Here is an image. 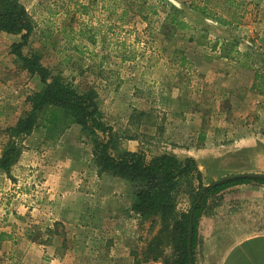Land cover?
Listing matches in <instances>:
<instances>
[{"label":"rangeland","instance_id":"rangeland-1","mask_svg":"<svg viewBox=\"0 0 264 264\" xmlns=\"http://www.w3.org/2000/svg\"><path fill=\"white\" fill-rule=\"evenodd\" d=\"M231 1L232 5H228L226 0H162L158 8V15L151 18L148 24L136 20L123 29L129 30L130 34L127 33L124 36L128 42L133 43L134 39L137 41L134 45L139 50L138 60L135 63L121 62L112 57L104 64L98 65L96 59L91 60L89 57L73 53L71 45L66 46L65 42L67 41H63L59 33L66 21L71 19H73V25L72 23L69 25L74 27V33L78 31L77 25L82 23H91L92 26H98L100 23L106 24L104 15L95 9L90 13L89 18L81 17L76 13H70L65 17L64 9L68 8L74 12V3L80 2L87 5L90 0H21V4L35 25L28 45L23 48L22 52L24 55L39 54L43 67L60 75L78 92L83 93L90 87L94 88L104 121L106 116L110 117L112 122L118 118L115 125L117 126L116 130L120 131L118 134L121 135V141L114 153L142 152L149 160L162 154L160 152L173 153L162 150V145H159L160 149L157 150L144 147L145 144L138 145V147L135 144H127V140L124 139L127 135L123 134L119 127L121 118L126 115L122 109L124 106L143 109L156 105L162 110V119L166 120L174 114L172 108L176 110L173 104L181 100L182 104L185 103L189 108L199 112L200 115L202 114V127L207 131L217 130V110L223 108L222 104L224 103L219 101L218 89L214 88L216 83L212 81L218 76L225 79L228 89L225 92L226 95L228 94L229 100V103H224L228 108L225 122L242 116H245L246 120L251 118L254 121H264V101H261L264 100V96L253 89L254 76L256 74L264 75V0ZM189 4L204 6L211 14H215L217 18H223L229 24H220L212 18L200 16L188 8ZM164 5L166 6L164 7ZM170 6L184 12V20L190 28L181 34L168 37L162 34V24L164 12ZM42 30H44L43 34H41ZM44 35H47V39L44 38ZM18 42V36L0 33V118L6 119L0 126V130L4 129L7 124H13L28 109L24 103L25 98L41 88L39 80L23 71L16 57L10 53L11 45ZM214 46L215 49L212 50ZM182 58H185L186 64L180 63ZM243 63H248L250 67L248 69L240 68L239 65ZM233 76L241 77V87L232 88L238 84L236 77L234 84L230 83V77ZM248 79H252L249 91ZM176 87L179 88L178 91ZM261 89L264 90V87ZM175 93L177 97L174 95ZM222 93L224 94L223 91ZM236 100L237 102H235ZM111 103L115 107L111 110L117 112L116 117L110 116L108 113ZM239 103L242 104V108ZM235 107H238L237 110ZM220 117L222 120V116ZM131 130L129 129L126 133L128 135L137 134L136 128H131ZM40 131L44 132L42 144L39 141L30 142V144L26 142L27 147H25L24 141L22 142L23 148L18 161L24 156H27V159L20 166L18 165L16 181L19 185L16 183L17 187L13 188L12 194L11 190L0 192V242L6 241L10 245L8 255L0 258V261L3 264H22L25 254L29 251H35V259H37H34L35 262L40 258L45 259L47 243H52L49 247L50 250L54 247L58 248L59 244L61 249L71 250L72 254L68 257V264H92V261L89 262V260L93 259L100 264L104 258L115 257L117 253L109 254L108 257L105 251V247L110 243L109 240L112 239L105 240L106 238H101L100 235L97 237L93 235L89 238L90 234L82 227L86 223L80 224L82 228L76 229V225L69 228L64 227L61 223L53 224L47 222L46 219L39 220L37 213L42 210L43 200L47 196L42 174L38 170L43 166L40 155L50 153L64 134L53 142L46 139L45 130L42 128L33 133L36 135ZM148 131L149 129L145 128L143 130V132ZM78 137L76 149L80 153L81 162L85 160V163L82 164L84 171L88 172L90 168L95 167L90 157V139L85 137L81 131H79ZM3 142L4 139L0 135V151ZM155 147L158 146L155 145ZM177 158L185 159L181 155ZM230 158L225 161V165L217 163L215 160H206L202 164L201 174L204 186L231 175L258 174L237 172L242 170L236 169V166L232 165L233 159ZM242 161V159H238L236 162L240 164ZM25 162L27 165H24ZM82 167L80 165L79 169L82 170ZM62 168L75 172L78 162L74 166L63 164ZM90 176L87 180H83L84 175L79 177L82 182L84 181L82 184L80 183L81 186L86 188L75 195V198H81L80 201L84 200L83 198L88 194L87 190L93 185L94 179ZM115 183L128 185V198L129 195L134 194L135 189L129 182L119 178L114 182L110 181L112 186ZM94 186L91 188L93 189ZM125 189L124 185L121 188H116L115 196L118 193L125 194ZM100 193L103 194L104 191H100ZM91 198L97 199L95 195ZM175 199L179 211L188 209L190 193L182 184L178 186ZM213 201L211 200V202ZM17 203L24 206L28 212H33V216L29 215L31 217L28 218L29 221L26 222V225L13 221L15 218L12 216V210ZM183 207L185 208L183 209ZM18 215L23 219L27 213L18 212ZM84 218L83 221L87 220L86 217ZM136 218L138 219L137 216ZM142 223L139 228L140 243L133 250L139 255L143 253L148 241L159 230L158 218H151ZM85 227H89V224ZM253 229H255L254 231L264 229V223L255 225V227L251 223L250 231ZM25 230L27 231L25 232ZM94 253L96 254L94 255ZM196 262L197 264L202 263L201 255L196 257ZM105 264H109V262Z\"/></svg>","mask_w":264,"mask_h":264},{"label":"crops","instance_id":"crops-1","mask_svg":"<svg viewBox=\"0 0 264 264\" xmlns=\"http://www.w3.org/2000/svg\"><path fill=\"white\" fill-rule=\"evenodd\" d=\"M135 61L133 62L135 63ZM191 61L194 62L192 59ZM235 77H230V83L234 84ZM236 79L238 84L232 87L234 89L241 87V77L238 76ZM248 80L249 91L252 79ZM212 81L216 83L214 88L218 89L219 101L229 103L228 94H225L228 90L225 79L217 76ZM176 90L178 91L179 88L176 87ZM176 93L174 95L177 97ZM224 103L222 104L223 108L217 110V130L207 131L206 128L202 127V114L200 115L199 112L189 108L187 104H182L181 100L173 104L176 110L172 108L174 114L166 120L162 119V110L159 106L153 105L150 108L143 109L124 106L122 109L126 112V115L121 118L119 127L122 130L121 132H127L131 128L137 130V134L133 135V139L126 141L127 144H135L137 147L145 144L144 147L157 150L162 145V150L171 152L177 157L181 155L183 158L194 159L199 166L200 173H202V164L206 160H215L217 163L225 165V161L232 157L230 158L234 161L232 165L236 166V169L240 168L242 170L237 172L264 174V121H254L251 118L246 120L245 116H242L225 122L228 108L225 107ZM112 104L109 105L108 113L110 116L116 117L117 112L111 110V108H115ZM188 104L190 105V103ZM239 106L242 108L241 103H239ZM237 108L235 107L236 110ZM220 116H222V120ZM4 121H6L5 118H0V126L4 124ZM105 121L113 127L115 132H120L116 130L117 126L115 125L118 118L112 122V119L106 116ZM13 124L7 125L12 126ZM144 128L149 129V131L143 132ZM258 129L262 130L259 131ZM79 131L77 126L70 127L60 137L58 145L52 148L50 153L40 155L43 166L38 170L42 174L47 196L43 200L42 210L37 213V215L39 214V220L46 219L47 222L61 223L64 227L69 228L73 225H76V229L83 227L84 231L86 230L90 234H88L89 238L93 235L96 237L100 235L101 238H106L105 240L107 238L112 239L105 247L106 255L109 257V254L115 255L117 253L116 256L119 257L104 258V262L101 261L100 264L106 262H109V264H134V257L139 254L133 250L139 246V228L143 224H140L139 219L131 211L135 192L129 195L128 198V185L126 183H115L114 186L110 184V181L114 182L118 178L106 174L99 175L95 167L90 168L88 172L84 171L82 164L85 163V160L81 162L80 153L76 149ZM43 136V131L36 135L32 133L24 140V146L27 147L26 142L30 144L34 141H39L42 144ZM155 145L158 147H155ZM90 157L92 159L91 154ZM25 159H27V156L21 158L12 167L9 177L0 173V192H9L10 190V193L14 192L13 188L17 187L18 165L20 166ZM238 159L243 161L239 164V162H236ZM77 162L78 168L75 172L62 168L63 164L74 166ZM24 165H27V162ZM24 165L20 168L21 170ZM80 165L82 170L79 169ZM24 170L26 169L24 168ZM81 175L85 176L83 180H87L91 175L90 178L94 179L93 185H95L93 189L91 188L92 185L87 190L88 194L85 195L83 201H80L81 198L79 197L75 198L76 194L86 189L81 186L84 182L79 178ZM17 185L19 184L17 183ZM87 185L89 186V184ZM123 185L126 188V193H123V195L118 193L115 196L116 188H121ZM100 191H104V193L101 194ZM94 195L97 199L91 198ZM218 196L221 197L218 201L211 202L209 200L207 202L208 206L213 207L199 221L194 264H197L196 257L199 255H201V264H264V229L250 231L251 223L254 224V227L264 223V185L256 183L240 184L225 189ZM99 198L101 199L99 200ZM18 212L27 213V216L22 219ZM29 215L33 216V212H28L19 203L12 210V216L16 219L13 221L17 223H25L26 225V222L29 221L28 218L31 217ZM84 217L87 220L83 221ZM82 223H86L85 226L89 224V227H85ZM51 245L52 243H47V248L44 247L46 248L45 255H47L45 259L40 258L39 261L35 262L37 260L34 255L35 251H29L25 254L22 264H68V257L72 254V251L61 249L60 244L57 246L59 249L54 247L50 250ZM9 250L10 245L6 241L0 242L1 259L3 256L8 255ZM91 261L92 264H98L94 259L89 260V262ZM0 264L3 263L0 261ZM145 264L163 263L151 262Z\"/></svg>","mask_w":264,"mask_h":264},{"label":"trees","instance_id":"trees-1","mask_svg":"<svg viewBox=\"0 0 264 264\" xmlns=\"http://www.w3.org/2000/svg\"><path fill=\"white\" fill-rule=\"evenodd\" d=\"M161 1L90 0L87 5L76 2L74 12L64 9L65 17L70 13L88 17L95 9L104 15L106 24L92 26L91 23H82L77 25L78 31L75 34L71 19L66 21L67 24L63 25L59 33L62 40L67 41L65 45H71L73 53L91 60L96 59L98 65L112 57L121 62H133L138 57L139 50L134 45L137 41L134 39L133 43L128 42L124 36L129 30L123 29L136 20L148 24L151 18L158 15ZM226 3L232 5L231 0H226ZM188 8L202 17L212 18L220 24H229L223 18L211 14L204 6L189 4ZM164 13V36L181 34L190 28L184 20L183 11L170 6ZM34 28V22L21 0H0V33L19 37V42L11 45L10 53L16 57L21 69L36 77L41 84L37 92L25 98L24 103L28 109L12 126L0 130L4 139L0 151V173L9 177L10 170L21 155L22 142L35 130L44 129L46 139L55 142L68 128L76 125L90 139L92 160L98 174L119 178L133 185L135 195L131 210L140 223L158 218L157 234L148 241L143 253L134 257V264L159 261L163 264H189L187 240L190 227L194 262L199 221L213 207L208 206L207 202L220 199L218 195L230 187L250 183L264 185V180H234L208 187L201 193L205 187L203 177L192 158L180 160L173 154L162 153L148 160L142 152L123 151L115 154L121 135L104 121L96 90L90 87L80 93L60 75L43 67L39 54H23L22 50L28 45ZM44 38L47 39V35ZM214 49L215 46L212 50ZM180 63L184 64L185 58L180 59ZM239 66L242 69L250 67L248 63ZM254 80L253 89L264 96V90L261 89L264 87V75L256 74ZM123 134L127 135L124 137L126 140L134 137L126 132ZM180 184L190 193L186 211H179L175 201Z\"/></svg>","mask_w":264,"mask_h":264},{"label":"water","instance_id":"water-1","mask_svg":"<svg viewBox=\"0 0 264 264\" xmlns=\"http://www.w3.org/2000/svg\"><path fill=\"white\" fill-rule=\"evenodd\" d=\"M239 179L264 180V174H236V175L227 176V177L221 178V179L205 186L201 190V193H203L204 190L208 187H215L219 184L234 181V180H239ZM191 237H192V227L189 228L188 240H187V249H188L189 264H194L192 254H191Z\"/></svg>","mask_w":264,"mask_h":264}]
</instances>
